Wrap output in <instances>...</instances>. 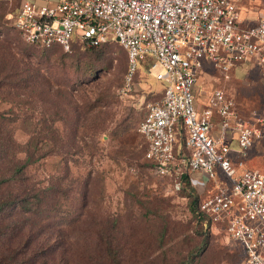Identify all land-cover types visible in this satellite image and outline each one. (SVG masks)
<instances>
[{
    "label": "rangeland",
    "instance_id": "obj_1",
    "mask_svg": "<svg viewBox=\"0 0 264 264\" xmlns=\"http://www.w3.org/2000/svg\"><path fill=\"white\" fill-rule=\"evenodd\" d=\"M20 5L0 0V111L8 115L4 122L17 141L33 135L45 151L58 141L62 152L52 151L31 166L33 177L60 175L65 207L83 193L88 197V219L69 232L71 243L62 247L68 249V264L239 263L243 246L225 225L211 222L204 228L192 210L190 192L155 174L146 157L147 141L138 125L147 103L164 92L148 71V58L140 60L127 89L129 56L120 42L91 49L77 39L68 50L30 44L13 24ZM238 69L226 77L208 64L197 84L201 105L223 87L243 116L264 112L262 72L250 62ZM258 144L247 166L264 171V141ZM103 224L110 226L111 236L101 237Z\"/></svg>",
    "mask_w": 264,
    "mask_h": 264
},
{
    "label": "built area",
    "instance_id": "obj_2",
    "mask_svg": "<svg viewBox=\"0 0 264 264\" xmlns=\"http://www.w3.org/2000/svg\"><path fill=\"white\" fill-rule=\"evenodd\" d=\"M13 24L25 41L39 46L68 50L77 36L92 45L118 40L129 56L127 89L140 60L148 58L149 73L164 84L162 97L147 103L138 125L153 172L173 179L177 189L187 175L201 194L200 209L243 246L245 256L236 264H264V171L247 166L251 150L264 141V112L243 116L223 87L205 105L197 100L207 64L228 77L250 62L264 77V11L248 24L237 0H23ZM234 133L236 147L229 140Z\"/></svg>",
    "mask_w": 264,
    "mask_h": 264
},
{
    "label": "trees",
    "instance_id": "obj_3",
    "mask_svg": "<svg viewBox=\"0 0 264 264\" xmlns=\"http://www.w3.org/2000/svg\"><path fill=\"white\" fill-rule=\"evenodd\" d=\"M86 47L96 49L111 41L92 45L78 36ZM119 42V41H118ZM37 45L34 43H30ZM39 46V45H38ZM48 47V46H45ZM0 111V241L5 245L0 255L3 264H68L67 248L71 243L68 234L86 219L85 207L88 197L83 193L80 201L74 198L66 206V185L60 175L54 179L33 177L29 170L38 160L50 152H62L58 141L44 150L43 141L32 135L27 141L15 139V130L7 126L8 117ZM180 136L184 139V129L180 126ZM41 142V144H40ZM184 141H181V144ZM40 144V145H39ZM183 191L193 196L191 207L204 228L210 227L211 220L200 209L201 196L191 184L190 178L183 175ZM110 226L103 224L101 237L111 236ZM62 248V249H61ZM110 250L111 249H107ZM119 264V263H117Z\"/></svg>",
    "mask_w": 264,
    "mask_h": 264
},
{
    "label": "crops",
    "instance_id": "obj_4",
    "mask_svg": "<svg viewBox=\"0 0 264 264\" xmlns=\"http://www.w3.org/2000/svg\"><path fill=\"white\" fill-rule=\"evenodd\" d=\"M22 1L23 0H19V2H21L22 3ZM30 1H32V2H34V3H36V4H43V3H53V2H56L57 0H30ZM237 3H238V5H239V7H240V9H241V12H242V14L244 15V18H245V20H246V22L248 23V24H253V23H255L257 20H258V18H259V16L262 14V12L264 11V0H237ZM17 10H18V8L16 9V12H17ZM245 63H247V62H244V63H242V64H245ZM241 63L240 64H238L237 66H235L232 70H235L236 69V71L237 70H239L238 69V66H240V65H242ZM208 65V64H207ZM207 65L205 66V69H204V71H207L206 69H207ZM160 81V80H159ZM161 82V81H160ZM162 83V82H161ZM163 84V83H162ZM163 87H164V84H163ZM164 93V92H163ZM163 95V94H162ZM198 95H199V90H197V100H198V104L200 105V106H202L201 105V103H200V100H199V97H198ZM207 102H204V103H202V104H206ZM145 113H146V110H145ZM145 113H144V115H145ZM143 115V116H144ZM232 133V132H231ZM231 136H234L233 138L231 137V139H229L230 141H232V145L234 146V147H236L237 146V133H234V135H232L231 134ZM183 141V140H182ZM198 176H201L199 173H198ZM219 180H221V181H224L225 180V176H224V174L221 172V171H219ZM226 182V181H225ZM211 185H215V188H216V184H215V182L214 181H211V182H209L208 183V186H207V188H208V190H214V189H211Z\"/></svg>",
    "mask_w": 264,
    "mask_h": 264
}]
</instances>
